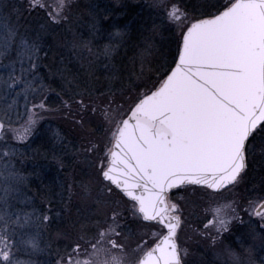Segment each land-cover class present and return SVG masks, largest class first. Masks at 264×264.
<instances>
[{
	"label": "snow or ice",
	"instance_id": "obj_1",
	"mask_svg": "<svg viewBox=\"0 0 264 264\" xmlns=\"http://www.w3.org/2000/svg\"><path fill=\"white\" fill-rule=\"evenodd\" d=\"M140 7L148 16L138 17L135 55L117 65L131 22L112 20L114 7L0 0V264H205L196 250L212 264H257L264 0ZM48 113L61 114L68 132L45 128ZM69 133L86 166L34 189L41 173L24 165L40 153L20 145L44 138L63 170ZM190 209L203 214L200 223L189 221Z\"/></svg>",
	"mask_w": 264,
	"mask_h": 264
},
{
	"label": "trees",
	"instance_id": "obj_2",
	"mask_svg": "<svg viewBox=\"0 0 264 264\" xmlns=\"http://www.w3.org/2000/svg\"><path fill=\"white\" fill-rule=\"evenodd\" d=\"M91 2L92 3H94V4H96L97 5V7L101 10V11H103L106 7H109V8H111V6H112V4H110L111 2H109V1H107V0H91ZM117 1H115L114 3H116ZM113 3V2H112ZM128 4H130L131 5V3H128ZM105 5V6H104ZM114 8L116 9V12H119V10H118V8L117 7H115L114 6ZM120 8H121V6H120ZM128 9V8H127ZM126 9V10H127ZM136 9H137V7H136ZM126 10H125V12H126ZM137 11V12H136ZM135 12L136 13H134V16H133V13H131V12H124L125 14H123V15H118V13L115 15V16H113L112 17V20H116V21H119L120 23H121V25L122 24H124V23H128V22H131L130 24H129V28H130V35H131V40H129L128 41V43L126 44V45H122L121 46V48H120V50H119V53L116 55V58H115V60L113 61L114 63H116L117 65H124V64H127L128 63V61H129V58H131V57H133L134 55H135V46L139 43V37H138V33H137V29H138V27H139V24L140 23H142V21L141 20H139V16L140 15H143L145 18H147V16H148V13H147V11L145 10L144 12H142V10H141V8H138V10H136ZM119 14H122V12L121 13H119ZM165 36L167 37L168 35H167V33H164L161 37H160V42H161V40L162 39H164L165 38ZM107 41H106V39H101V40H99L98 42H97V45H94V49H95V47L96 46H102L104 43H106ZM162 44L164 45L165 44V42H162ZM173 46V45H172ZM164 50H165V47H164ZM64 55L65 56H67L68 58H69V60H68V67L70 68V69H72V70H75L77 67H78V64H77V62H76V60H74L73 59V57H72V54L69 52V51H65V53H64ZM101 60H103V57L101 56ZM42 71H44V69H42ZM97 75H100V73H97ZM48 121H50V122H48ZM48 122V123H47ZM45 123H47V124H49V126H53V127H56L58 124H56L55 123V121H52V120H47V121H45ZM56 128H62L65 132H68V130H69V126H68V128L66 129V122H63L62 121V126L60 127V126H57ZM70 135H71V137H72V134L70 133ZM69 137V136H68ZM73 138H75V140L72 142V144L71 145H73L74 143H75V141H76V139H77V137L75 136V137H73ZM69 139V138H68ZM70 145V146H71ZM34 148L33 149H35V147H36V149L39 151V153L40 152H44L45 154V158H47L48 157V155L46 154L47 152H46V150H44V149H46L47 147H48V143L45 141V139H37L36 141H35V144H34V146H33ZM68 147H69V145H68ZM44 150V151H43ZM75 150V149H74ZM50 153V152H49ZM50 155V154H49ZM42 155H41V153H40V155H38V156H36L35 157V159L34 160H29V163H28V169L29 170H32L34 167L35 168H37V169H39V171H40V173L42 172V171H44L45 172V167L47 166L48 168H50V173H52V175L53 176H51V177H47V176H45L47 173H45V175H43L42 173H41V175H40V177L39 178H37V177H33L32 179H33V184H32V187L34 188V189H36V188H39V186H40V181L42 180L44 183H49L50 181H52V180H54L55 178H57V176H60V177H63V175H60V174H58V166L56 165V163L52 160L51 161V163H50V165H46L45 166V163H47L46 162V160H45V158L43 159V162H42ZM51 157V156H50ZM66 161H67V159H65V163H66ZM39 163V165L38 166H36V163ZM82 162H83V166L82 167H84V166H86V162L85 161H83L82 160ZM45 166V167H44ZM66 166H67V164H66ZM65 169V173H66V167L64 168ZM57 174V176L55 177V175ZM258 175V177L260 178V176L261 175H264V173H261L260 171H258V169H257V174H256V176ZM256 176H255V180H256ZM255 180H254V182H255ZM241 231H243L242 229H241ZM235 237V236H234ZM233 237V239L234 240H229L228 242L229 243H234V244H238V241H236V238H234ZM40 257V256H39ZM39 257H37V259L38 260H40L39 259ZM205 256L203 255V257L202 258H204ZM41 258V257H40ZM44 259V258H43ZM43 259H41V260H43ZM207 261V260H206ZM205 264H208L207 262L205 263Z\"/></svg>",
	"mask_w": 264,
	"mask_h": 264
},
{
	"label": "rangeland",
	"instance_id": "obj_3",
	"mask_svg": "<svg viewBox=\"0 0 264 264\" xmlns=\"http://www.w3.org/2000/svg\"><path fill=\"white\" fill-rule=\"evenodd\" d=\"M107 1H109V2H111L110 4H112V6L111 7H117L118 8V10H119V12H117L118 13V15H123V14H125L127 11L128 12H131V13H133V16H134V13H136L137 11L136 10H138V8H141L140 6L142 5V4H144L145 3V0H107ZM115 1H117L116 3H114ZM49 2L53 5V7H55V4H56V2H57V0H49ZM113 2V3H112ZM128 3H131V5L130 4H128ZM105 6V5H104ZM120 6H121V8H120ZM136 7H137V9H136ZM128 8V9H127ZM127 9V10H126ZM125 10H126V12H125ZM136 11V12H135ZM122 12V14H119V13H121ZM125 12V13H124ZM168 35V34H167ZM162 42H165V44H164V47H165V50H167V48L170 46L169 45V41H168V39H167V37L165 36V38L164 39H162L161 40V43ZM172 47H174V45L172 46ZM74 59V58H73ZM75 60V59H74ZM47 120H52V121H55V123L56 124H58L57 126H62V121L63 122H66V129L68 128V126H69V124H68V121H66V120H64L63 118H62V116H61V114H59V113H48V114H45V118H44V120H42L41 121V124L45 127V128H47V127H49V124H47L48 122H50V121H48L47 123H45V121H47ZM56 126V127H57ZM51 127H53V126H51ZM56 127H54V128H56ZM69 137V141H70V144H69V147H68V150H69V153H70V156H69V158H67V161H66V163L65 164H67V166H66V172H70V171H72L74 168L75 169H78V168H81L82 166H83V162H82V159H80V158H77L75 155H73L72 153H74L75 151H76V149L77 148H79V141H78V139H76V141H75V143L73 144V145H71L72 144V142L75 140V138H73V137H75L74 135H72V137H71V135H70V133H69V135H68ZM37 139H44V138H42V137H40V136H33L32 138H30V140L27 142V145H28V147H25L24 145H20V147L21 148H23V150H25V151H27V152H31V150L34 148L33 146H34V144H35V141L37 140ZM13 143H15V142H13ZM71 145V146H70ZM49 148H50V144L48 143V147L46 148V149H44V150H46V154L48 155V157L47 158H45V153L44 152H40L41 153V155L45 158V160H46V162L47 163H45V166L48 164V165H50V163H51V161H52V158L50 157L51 156V154L49 153ZM35 149H36V147H35ZM75 149V150H74ZM43 150V151H44ZM50 154V155H49ZM42 157V162H43V158ZM28 163H29V160L28 161H26L25 162V167L27 168L28 166ZM36 163V162H35ZM39 165V163H36V166H38ZM44 166V167H45ZM258 169V171H260L259 170V168H257ZM45 172L44 171H42L41 173L43 174V175H45V173H47L45 176H47V177H51V176H53L52 175V173H50V168H48L47 166L45 167ZM41 171V170H40ZM64 173H65V169H63V170H60L59 168H58V174H60V175H64ZM57 176V174L55 175V177ZM259 177H258V175L256 176V180H255V183H258L259 182ZM37 189V188H36ZM202 207V206H201ZM190 211L192 212V215H189L188 216V219H189V221L191 222V223H193V224H198V223H200L201 222V220L203 219V214L200 212V210L199 209H190ZM247 218V217H246ZM241 230V229H240ZM243 230V229H242ZM55 231V229L54 228H52V229H49V231H48V236L46 237V238H51V233L52 232H54ZM189 230L187 229V228H185V230H184V232H188ZM184 232H182L181 233V238L182 239H185L186 237H185V235H184ZM233 237L234 236H228L227 238H226V242H228L229 240H234L233 239ZM235 238V237H234ZM61 245H62V243H54L53 244V249L55 250L56 248H61ZM62 249V248H61ZM197 251V259H203L204 260V262L206 263H208V264H212V260H213V257H211L208 253H204V258H202L201 256H200V250H196ZM255 255H256V258H257V264H259V262H260V259L261 258H264V249H260L258 246H257V250H256V253H255ZM49 256L50 255H47V254H43V255H41L40 257H39V259H40V261H43V260H45V259H48L49 260ZM52 256H54V253H53V255ZM44 258V259H43ZM19 259L21 260V261H25V260H27L28 259V254L23 250V249H21V251H20V254H19ZM34 259H37V257H35ZM41 259H43V260H41ZM207 260V261H206Z\"/></svg>",
	"mask_w": 264,
	"mask_h": 264
},
{
	"label": "flooded vegetation",
	"instance_id": "obj_4",
	"mask_svg": "<svg viewBox=\"0 0 264 264\" xmlns=\"http://www.w3.org/2000/svg\"><path fill=\"white\" fill-rule=\"evenodd\" d=\"M61 248H63V244L61 245ZM54 256H49V260H53Z\"/></svg>",
	"mask_w": 264,
	"mask_h": 264
}]
</instances>
